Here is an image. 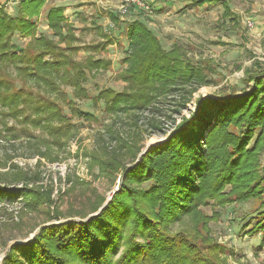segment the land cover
I'll list each match as a JSON object with an SVG mask.
<instances>
[{
    "label": "trees",
    "instance_id": "obj_1",
    "mask_svg": "<svg viewBox=\"0 0 264 264\" xmlns=\"http://www.w3.org/2000/svg\"><path fill=\"white\" fill-rule=\"evenodd\" d=\"M47 1L0 0V139L12 134L9 119L39 129L50 142L43 152L38 148L39 158L48 156L50 146L64 150L73 135V126L51 95H62L65 86L73 89L75 98L88 99L84 88L88 75L112 70L108 59L93 55L84 60L74 58L79 51L74 46L78 29L67 21L63 7H50L45 14L54 38L35 37L36 22ZM212 1L195 0L193 5ZM9 4L12 15L6 11ZM222 7L223 20L235 27L238 17L225 0ZM111 20L118 21L113 16ZM124 24L128 46L116 72V80L124 86L119 92L102 89L93 100L102 102L104 111L118 119L131 114L129 124L138 130L141 115L157 110L158 97L187 89L193 93L206 82L202 68L186 58L180 46L163 49L139 18ZM15 34L30 40L17 46L12 43ZM107 40L101 47L104 53L111 44ZM247 76L254 83L249 91L224 96L222 101L198 99L190 117L181 121L167 142L150 147L141 161L125 172L121 189L97 216L41 227L30 241L10 246L1 264H225L218 257L224 248L196 239L197 227L169 235V226L189 215L204 229L208 219L199 206H207L211 200L242 203L264 191V185L259 188L264 176L254 181L264 143L263 136L258 138L260 131L264 133L263 66ZM68 106L73 116L94 120L72 102ZM149 123L153 124V119ZM110 133V140L117 141L113 131ZM133 137V143L140 141L137 133ZM29 181L19 170L0 173V203L23 198L32 208L50 205L49 195L39 187L28 188ZM146 182L147 188H139ZM17 185L23 187L11 188ZM227 185L233 191L222 198L221 191ZM258 199L253 210L256 215L247 223L250 236L264 235V197ZM121 246V255L114 259Z\"/></svg>",
    "mask_w": 264,
    "mask_h": 264
},
{
    "label": "rangeland",
    "instance_id": "obj_2",
    "mask_svg": "<svg viewBox=\"0 0 264 264\" xmlns=\"http://www.w3.org/2000/svg\"><path fill=\"white\" fill-rule=\"evenodd\" d=\"M193 1L141 0L140 4H132L127 13L119 11L120 0L47 1L36 22L35 37L45 35L54 38L47 29L45 14L50 7H63L67 21L78 29L74 46L79 51L74 58L84 60L93 55L97 59H108L112 70L88 75L84 84L88 99L75 98L73 89L65 86L62 87L63 96L51 95L50 99L60 103L62 112L73 126V135L62 151L50 146L48 156L37 157L38 148L43 152L50 143L49 139L41 130L9 119V126L13 128L11 133L18 136L9 134L0 139V173L17 170L25 173L32 181H29L28 188L39 187V191L49 195L51 204L32 208L25 205L23 198L0 203V264L10 246L30 241L41 227L66 221L84 222L97 216L114 193L121 189L125 172L141 161L140 157L150 147L167 142L181 121L190 117L198 99L222 101L224 96L240 95L242 91L253 88L254 83L247 75H252L262 66L264 69V0H225L231 12L238 17L235 27L229 26L228 20L222 18L223 0H213L203 6H195ZM6 11L12 15L13 6L7 5ZM112 16L117 17V23H113ZM136 18L157 36L163 49L180 46L186 58L202 68L201 74L206 82L193 93L187 89L158 97L159 101L155 103L157 110L141 115L138 130L129 124L131 114L119 115L118 119L104 111L102 102L93 100L102 89L122 90L124 85L116 80V72L122 67L128 46L124 23ZM107 38L111 44L104 53L101 47L107 44ZM29 40L15 34L12 43L20 46ZM69 102L91 114L94 120L73 116ZM149 119H153V124ZM112 131L117 141L114 138L110 140ZM136 133L140 141L133 143ZM262 136L264 133L260 131L258 138ZM256 140L251 142L255 144ZM102 145L107 147V151ZM260 147L254 181L264 176V143ZM263 185L264 180H261L259 188ZM147 186L146 182L139 188ZM232 191L230 185L224 187L222 198ZM263 197L264 191L258 198ZM258 198L231 205L211 200L209 205L198 207L208 219L204 229L201 222L195 224L188 215L169 226V235L197 227L196 239L203 238L224 248L218 257L225 264H264V235L250 236L246 233L248 221L251 222L250 218L256 215L253 210L257 207ZM123 249L121 246L114 259L121 255Z\"/></svg>",
    "mask_w": 264,
    "mask_h": 264
},
{
    "label": "built area",
    "instance_id": "obj_3",
    "mask_svg": "<svg viewBox=\"0 0 264 264\" xmlns=\"http://www.w3.org/2000/svg\"><path fill=\"white\" fill-rule=\"evenodd\" d=\"M141 0H120V7H119V11H121L122 13H127L129 7L134 4H140ZM142 5V4H141ZM143 6V5H142ZM1 260V257H0Z\"/></svg>",
    "mask_w": 264,
    "mask_h": 264
}]
</instances>
